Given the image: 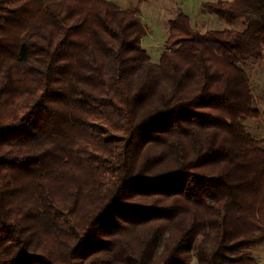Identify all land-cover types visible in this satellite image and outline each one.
Wrapping results in <instances>:
<instances>
[{"label": "trees", "instance_id": "1", "mask_svg": "<svg viewBox=\"0 0 264 264\" xmlns=\"http://www.w3.org/2000/svg\"><path fill=\"white\" fill-rule=\"evenodd\" d=\"M203 9L243 29L181 11L155 64L137 11L0 0V264H258L264 0Z\"/></svg>", "mask_w": 264, "mask_h": 264}, {"label": "rangeland", "instance_id": "2", "mask_svg": "<svg viewBox=\"0 0 264 264\" xmlns=\"http://www.w3.org/2000/svg\"><path fill=\"white\" fill-rule=\"evenodd\" d=\"M107 1L122 10L138 12V18L147 29L142 47L155 64L159 63L162 54L166 51L165 42L169 33V23L181 11L190 17L194 29L201 33L243 29L241 24L229 25L204 11V3L218 0H149L147 3H140L138 0ZM241 68L250 79L255 103L261 112L259 120H248L243 124L251 135L264 141V57L262 60L243 64ZM253 255L258 264H264V246L253 249ZM192 264H197L196 259H193Z\"/></svg>", "mask_w": 264, "mask_h": 264}]
</instances>
